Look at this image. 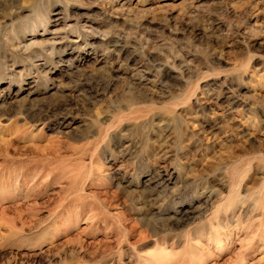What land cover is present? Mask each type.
<instances>
[{
	"label": "rangeland",
	"instance_id": "374dc122",
	"mask_svg": "<svg viewBox=\"0 0 264 264\" xmlns=\"http://www.w3.org/2000/svg\"><path fill=\"white\" fill-rule=\"evenodd\" d=\"M0 264H264V0H0Z\"/></svg>",
	"mask_w": 264,
	"mask_h": 264
},
{
	"label": "bare ground",
	"instance_id": "6f19581e",
	"mask_svg": "<svg viewBox=\"0 0 264 264\" xmlns=\"http://www.w3.org/2000/svg\"><path fill=\"white\" fill-rule=\"evenodd\" d=\"M111 41V40H110ZM117 41V40H116ZM118 48V47H117Z\"/></svg>",
	"mask_w": 264,
	"mask_h": 264
}]
</instances>
